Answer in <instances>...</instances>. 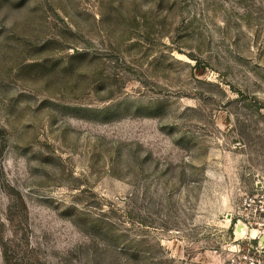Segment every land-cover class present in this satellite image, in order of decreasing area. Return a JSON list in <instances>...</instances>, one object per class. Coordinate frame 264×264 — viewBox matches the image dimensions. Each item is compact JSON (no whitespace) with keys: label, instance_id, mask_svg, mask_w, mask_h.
<instances>
[{"label":"rangeland","instance_id":"obj_1","mask_svg":"<svg viewBox=\"0 0 264 264\" xmlns=\"http://www.w3.org/2000/svg\"><path fill=\"white\" fill-rule=\"evenodd\" d=\"M263 236L264 0H0V264H264Z\"/></svg>","mask_w":264,"mask_h":264},{"label":"water","instance_id":"obj_2","mask_svg":"<svg viewBox=\"0 0 264 264\" xmlns=\"http://www.w3.org/2000/svg\"><path fill=\"white\" fill-rule=\"evenodd\" d=\"M228 219H231V216L230 215H228ZM262 243L264 244V236L262 238Z\"/></svg>","mask_w":264,"mask_h":264},{"label":"trees","instance_id":"obj_3","mask_svg":"<svg viewBox=\"0 0 264 264\" xmlns=\"http://www.w3.org/2000/svg\"><path fill=\"white\" fill-rule=\"evenodd\" d=\"M254 244H256V241H254Z\"/></svg>","mask_w":264,"mask_h":264}]
</instances>
